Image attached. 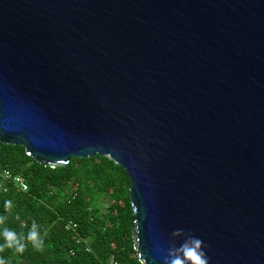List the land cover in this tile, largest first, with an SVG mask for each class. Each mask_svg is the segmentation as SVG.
<instances>
[{"label": "water", "instance_id": "obj_1", "mask_svg": "<svg viewBox=\"0 0 264 264\" xmlns=\"http://www.w3.org/2000/svg\"><path fill=\"white\" fill-rule=\"evenodd\" d=\"M0 143L121 165L141 264H264V0H0Z\"/></svg>", "mask_w": 264, "mask_h": 264}, {"label": "trees", "instance_id": "obj_2", "mask_svg": "<svg viewBox=\"0 0 264 264\" xmlns=\"http://www.w3.org/2000/svg\"><path fill=\"white\" fill-rule=\"evenodd\" d=\"M0 167L22 175L28 184L21 191L0 178V215L8 216L6 226L27 234L35 221L44 236L42 250L28 243L22 254L0 252L6 264H141L131 236L130 179L121 165L94 154L49 167L20 145L0 143ZM6 200L12 204L10 214ZM68 222L75 227L66 228Z\"/></svg>", "mask_w": 264, "mask_h": 264}, {"label": "clouds", "instance_id": "obj_3", "mask_svg": "<svg viewBox=\"0 0 264 264\" xmlns=\"http://www.w3.org/2000/svg\"><path fill=\"white\" fill-rule=\"evenodd\" d=\"M7 175H10L7 174ZM27 190V185H22ZM6 190V189H5ZM11 201H5V211L11 213ZM19 219V217H16ZM8 216L0 215V252L5 249H12L15 253L22 254L28 243L36 250H42L44 247V236L41 234L39 226L33 221L27 234L17 233L15 230L6 226ZM26 226V225H25ZM46 235V233H44ZM173 241L178 237H184L182 243L176 246L172 243L163 257V264H209L208 257L204 249L207 247L204 242L194 236L191 232H185L183 229L174 230L171 234ZM0 264H6L4 258L0 257Z\"/></svg>", "mask_w": 264, "mask_h": 264}, {"label": "built area", "instance_id": "obj_4", "mask_svg": "<svg viewBox=\"0 0 264 264\" xmlns=\"http://www.w3.org/2000/svg\"><path fill=\"white\" fill-rule=\"evenodd\" d=\"M9 173H10V175H7ZM0 178L7 181L8 183H11L12 185L16 186V188H18L21 191H26V190H24L22 185H27V188H28V184L22 175L12 173L8 169L0 167ZM74 227H75L74 223L68 222L66 224V228H74Z\"/></svg>", "mask_w": 264, "mask_h": 264}]
</instances>
